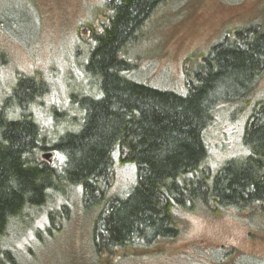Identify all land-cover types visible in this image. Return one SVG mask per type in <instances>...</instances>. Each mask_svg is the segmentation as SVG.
<instances>
[{
  "label": "trees",
  "instance_id": "obj_1",
  "mask_svg": "<svg viewBox=\"0 0 264 264\" xmlns=\"http://www.w3.org/2000/svg\"><path fill=\"white\" fill-rule=\"evenodd\" d=\"M164 1L105 0L97 25L84 26L93 42L85 82L69 84L65 107L48 108L47 129L37 106L50 83L40 72L17 75L0 91V264H23L10 235L27 231L49 202L62 200L47 214L53 237L57 223L68 221V197L77 189L85 213L96 210V254L175 237L178 211L264 205V100L248 105L264 75V27L227 31L190 64L183 91L155 88L132 78L127 47ZM0 26L6 28L1 18ZM224 106L233 107V119L251 108L241 138L246 153L212 167L205 132ZM117 150L135 166L136 178L113 194ZM51 151L61 163L44 158Z\"/></svg>",
  "mask_w": 264,
  "mask_h": 264
},
{
  "label": "rangeland",
  "instance_id": "obj_2",
  "mask_svg": "<svg viewBox=\"0 0 264 264\" xmlns=\"http://www.w3.org/2000/svg\"><path fill=\"white\" fill-rule=\"evenodd\" d=\"M104 2L0 0V18L6 28L11 23L14 27L0 26V52L4 54L0 91L17 75L40 72L50 83V91L37 106L45 129L51 124L48 108L65 107L69 84L85 82L83 67L93 42L84 26L97 25ZM257 24L264 27V0H165L127 47V57L135 64L131 76L155 88L183 91L186 72L199 55L226 37L227 31ZM259 100H264V75L248 105ZM245 109L233 119V107L219 108L206 130L212 167L246 153L241 138L251 108ZM121 155L118 150L113 153L109 189L113 194L127 191L136 178L135 166ZM50 159L53 165L62 162L55 151ZM68 198V221L57 223L53 237L47 235V214L58 209L62 200L49 202L27 231L14 238L10 235L23 264H250L264 259V205L217 213L178 211L175 237L96 254L91 244L96 210L85 213L79 189ZM37 230H42L43 240L36 237Z\"/></svg>",
  "mask_w": 264,
  "mask_h": 264
},
{
  "label": "water",
  "instance_id": "obj_3",
  "mask_svg": "<svg viewBox=\"0 0 264 264\" xmlns=\"http://www.w3.org/2000/svg\"><path fill=\"white\" fill-rule=\"evenodd\" d=\"M50 153H45L43 156H44V158H46V159H48V158H50Z\"/></svg>",
  "mask_w": 264,
  "mask_h": 264
}]
</instances>
